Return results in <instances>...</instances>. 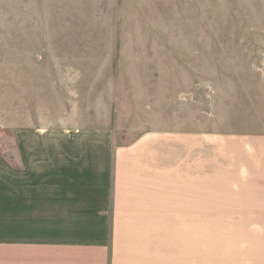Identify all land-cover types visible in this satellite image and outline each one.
I'll return each instance as SVG.
<instances>
[{
  "label": "rangeland",
  "instance_id": "obj_1",
  "mask_svg": "<svg viewBox=\"0 0 264 264\" xmlns=\"http://www.w3.org/2000/svg\"><path fill=\"white\" fill-rule=\"evenodd\" d=\"M193 122L264 128V0H0V195L70 198L40 237L104 240L114 148Z\"/></svg>",
  "mask_w": 264,
  "mask_h": 264
},
{
  "label": "crops",
  "instance_id": "obj_2",
  "mask_svg": "<svg viewBox=\"0 0 264 264\" xmlns=\"http://www.w3.org/2000/svg\"><path fill=\"white\" fill-rule=\"evenodd\" d=\"M65 198L0 195V264H264V128L193 122L115 147L104 240L40 237V212L71 217Z\"/></svg>",
  "mask_w": 264,
  "mask_h": 264
}]
</instances>
